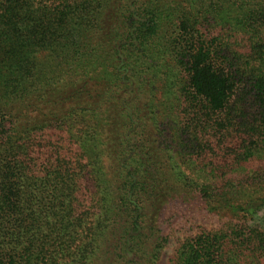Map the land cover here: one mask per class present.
<instances>
[{"label": "trees", "instance_id": "16d2710c", "mask_svg": "<svg viewBox=\"0 0 264 264\" xmlns=\"http://www.w3.org/2000/svg\"><path fill=\"white\" fill-rule=\"evenodd\" d=\"M263 210L264 0H0V264H264Z\"/></svg>", "mask_w": 264, "mask_h": 264}, {"label": "rangeland", "instance_id": "374dc122", "mask_svg": "<svg viewBox=\"0 0 264 264\" xmlns=\"http://www.w3.org/2000/svg\"><path fill=\"white\" fill-rule=\"evenodd\" d=\"M180 209L182 210V212L185 211L184 207H181ZM171 210L174 211L176 209H174V207H173V208H171ZM207 217H204L203 220H199L198 221L200 223V226L209 225L210 222H213V219L207 218ZM209 219H211V220L209 221ZM196 222L197 221H195V223ZM254 224L264 228V210L259 214L258 217L255 218ZM192 231L193 230H189L187 228H184V229H181V230H177L174 233L172 239L170 240L169 245L165 248V250L163 252L160 264H173L174 253H175V249L177 248L178 242L182 239L181 238L182 236H184V235L188 236V235L192 234Z\"/></svg>", "mask_w": 264, "mask_h": 264}]
</instances>
